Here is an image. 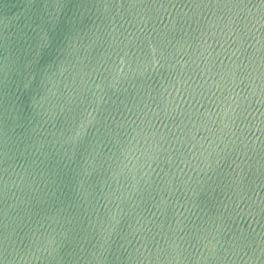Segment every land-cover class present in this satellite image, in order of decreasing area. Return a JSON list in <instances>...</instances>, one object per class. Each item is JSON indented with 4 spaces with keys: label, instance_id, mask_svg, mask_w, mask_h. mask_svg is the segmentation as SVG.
<instances>
[{
    "label": "water",
    "instance_id": "95a60500",
    "mask_svg": "<svg viewBox=\"0 0 264 264\" xmlns=\"http://www.w3.org/2000/svg\"><path fill=\"white\" fill-rule=\"evenodd\" d=\"M0 264H264V0H0Z\"/></svg>",
    "mask_w": 264,
    "mask_h": 264
}]
</instances>
